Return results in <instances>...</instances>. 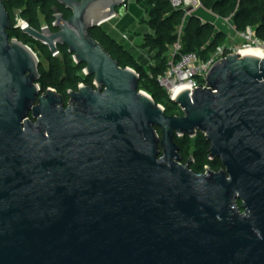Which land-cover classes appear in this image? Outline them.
Listing matches in <instances>:
<instances>
[{
  "label": "water",
  "instance_id": "95a60500",
  "mask_svg": "<svg viewBox=\"0 0 264 264\" xmlns=\"http://www.w3.org/2000/svg\"><path fill=\"white\" fill-rule=\"evenodd\" d=\"M3 2L0 264H264V58L214 62L170 116L90 35L124 0H56L69 17L56 10L50 28L22 34L51 54L66 47L93 78L65 103L9 39ZM197 133L223 168L181 163L174 139Z\"/></svg>",
  "mask_w": 264,
  "mask_h": 264
},
{
  "label": "trees",
  "instance_id": "16d2710c",
  "mask_svg": "<svg viewBox=\"0 0 264 264\" xmlns=\"http://www.w3.org/2000/svg\"><path fill=\"white\" fill-rule=\"evenodd\" d=\"M147 9L148 27L152 31L143 37L142 48L153 53L151 62L147 67L140 65L134 57L128 53L116 41L110 38L101 26L92 28L90 35L101 43L110 56L116 60L120 67H129L135 70L139 76L138 90L151 96L153 101L164 107L165 114L173 116L182 115L177 107H173L164 90L156 82V77L163 74L168 67L167 52L176 42L178 28L181 26L185 10L173 8L169 0H135ZM202 6L211 11L218 18H230L238 33L246 32L247 28L254 31L255 37L264 42V0H200ZM4 6L9 14L11 28L8 30L9 39H16L23 44L30 45L29 37L12 27L14 11H20V17L27 21L35 29L42 24L51 26L53 14L59 10L67 19L70 15L56 0H4ZM226 32L216 29L215 25L203 22L195 15H190L183 26L180 42L181 54L194 53L201 61H207L226 40ZM59 56H52L48 49L45 57L49 61L48 68L39 66L40 79L37 84L41 91L48 88L54 89L63 96L66 103L68 91L77 90L80 84L94 86L93 78L82 75L85 68L83 64L75 65L72 55L66 47H59ZM159 132V131H158ZM175 142L179 147L181 163L185 164L190 157L192 162L189 168L199 174L205 166L218 171L223 168L219 159L209 160V144L201 133L194 138L187 135L176 137Z\"/></svg>",
  "mask_w": 264,
  "mask_h": 264
},
{
  "label": "built area",
  "instance_id": "2783aa9c",
  "mask_svg": "<svg viewBox=\"0 0 264 264\" xmlns=\"http://www.w3.org/2000/svg\"><path fill=\"white\" fill-rule=\"evenodd\" d=\"M173 8H182L185 10V15H190L192 11L197 10L202 7L200 0H169ZM126 0H124L125 4ZM124 6V5H123ZM191 9V11H187V9ZM114 17V16H113ZM232 18V16H230ZM222 20H225L227 24H229L230 18H221ZM102 23H99L98 26H101ZM29 23L22 19L20 17V11H14V17H13V23L12 27L15 30H18L22 33V29L24 27H29ZM51 26L48 24H42L39 28H50ZM233 27V25L231 26ZM234 28V27H233ZM182 24L180 26V29H178V36L176 42L169 48L167 52L168 56V67L167 70L156 77V82L158 85L164 90L167 98L173 102L174 96L180 89L187 88L189 90H195L197 87H204L205 86V78L207 75V70L210 68V66L216 62L220 61V59L225 58L228 54H239L240 56H243L240 49H237L236 51H226L224 46H220L217 48L216 52L207 60V61H201L198 56L194 53H186L181 54V34H182ZM246 33L251 37L254 35L255 42H259V40L255 37V33L252 32L250 28L246 29ZM27 48H29L34 55L37 57V54L32 49L30 45L24 44ZM250 46V45H249ZM59 51L52 54V56H59ZM38 58V57H37ZM83 75L85 76V71L83 69L82 71ZM80 84L79 86H81ZM147 94V93H146ZM148 95V94H147ZM150 96V95H148ZM162 109L164 107L160 104H158ZM209 169L207 166H205L204 171L201 173L206 172V170Z\"/></svg>",
  "mask_w": 264,
  "mask_h": 264
},
{
  "label": "crops",
  "instance_id": "0c3cea01",
  "mask_svg": "<svg viewBox=\"0 0 264 264\" xmlns=\"http://www.w3.org/2000/svg\"><path fill=\"white\" fill-rule=\"evenodd\" d=\"M147 9L135 0H126L122 15H116L102 23L106 34L122 46L142 66L147 67L153 53L143 49V37L152 33L146 21Z\"/></svg>",
  "mask_w": 264,
  "mask_h": 264
},
{
  "label": "rangeland",
  "instance_id": "374dc122",
  "mask_svg": "<svg viewBox=\"0 0 264 264\" xmlns=\"http://www.w3.org/2000/svg\"><path fill=\"white\" fill-rule=\"evenodd\" d=\"M192 14L200 18L201 21L203 22H209V23L214 24L216 29H221L226 32V35H227L226 40H225V43L222 45L224 46L226 51L231 52L233 50L236 51L237 49L243 50L249 45L252 47H256V46H260L261 44V46H264V42H261V41H259L258 43L255 42L254 35L250 37L246 32L238 33L235 30V28H233L234 26L231 27L233 25V21H232L233 19L231 17L228 22L229 24H227L225 20L218 18L216 15H214L211 11L205 9L203 6L197 10L192 11L190 15ZM190 15L184 16L182 27L185 25V22ZM178 29H180V27ZM252 32L254 31L252 30ZM28 39H29L28 43L30 44L32 49L37 54L38 60L40 61V64L42 65V67L48 68L49 61L45 57V50L47 48L40 45L38 42L33 41L30 38ZM172 106L178 108V106L175 103Z\"/></svg>",
  "mask_w": 264,
  "mask_h": 264
},
{
  "label": "bare ground",
  "instance_id": "6f19581e",
  "mask_svg": "<svg viewBox=\"0 0 264 264\" xmlns=\"http://www.w3.org/2000/svg\"><path fill=\"white\" fill-rule=\"evenodd\" d=\"M241 53L243 55L248 54V55H253V56H257L259 58H264V46H256V47H252V46H248L245 49L241 50Z\"/></svg>",
  "mask_w": 264,
  "mask_h": 264
},
{
  "label": "flooded vegetation",
  "instance_id": "af4514ba",
  "mask_svg": "<svg viewBox=\"0 0 264 264\" xmlns=\"http://www.w3.org/2000/svg\"><path fill=\"white\" fill-rule=\"evenodd\" d=\"M29 117H30V114H29ZM238 205H240V202H238Z\"/></svg>",
  "mask_w": 264,
  "mask_h": 264
}]
</instances>
